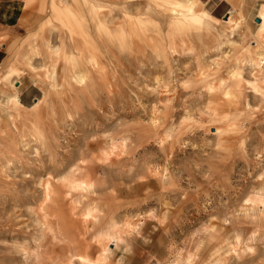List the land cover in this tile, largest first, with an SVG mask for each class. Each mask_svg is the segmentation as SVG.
<instances>
[{"label": "rangeland", "instance_id": "rangeland-1", "mask_svg": "<svg viewBox=\"0 0 264 264\" xmlns=\"http://www.w3.org/2000/svg\"><path fill=\"white\" fill-rule=\"evenodd\" d=\"M186 1L0 0V264H264V0Z\"/></svg>", "mask_w": 264, "mask_h": 264}, {"label": "crops", "instance_id": "crops-1", "mask_svg": "<svg viewBox=\"0 0 264 264\" xmlns=\"http://www.w3.org/2000/svg\"><path fill=\"white\" fill-rule=\"evenodd\" d=\"M6 14H4V16H5ZM1 20H2V18H1ZM0 20V33H2L3 34V37H2V41L4 42L5 41V43H8V37H9V32H8V25L6 24V23H4V22H2ZM7 29H6V28ZM2 36V35H1Z\"/></svg>", "mask_w": 264, "mask_h": 264}, {"label": "bare ground", "instance_id": "bare-ground-1", "mask_svg": "<svg viewBox=\"0 0 264 264\" xmlns=\"http://www.w3.org/2000/svg\"><path fill=\"white\" fill-rule=\"evenodd\" d=\"M186 3L189 4V5H188V8H189V10H190V12H191L190 14H192V11H193V8H194V2H193V0H187ZM186 3H185V4H186ZM185 6H186V5H185ZM144 17H145V16H144ZM147 17H148V16H147ZM157 20H158V19H157ZM140 21H141V20H140ZM261 21H262V19H261ZM262 22H263V21H262ZM129 24H130V25H129ZM129 24H128V25L132 28V25H131L130 22H129ZM133 24H134V23H133ZM261 24H262V23H261ZM131 30H132V29H131ZM188 32H189V30H188ZM186 33H187V32H186ZM182 34H183V33H182ZM163 39H164V38H163ZM184 40H185V39H184ZM184 40H183V41H184ZM142 41H143V40H142ZM156 41H157L158 44H160L158 40H156ZM202 42H203V41H202ZM157 43H154V45H158ZM207 43H208V42H207ZM163 44H164V43H163ZM205 44H206V43H205ZM209 44H210V43H209ZM163 46H164V45H163ZM201 47H203V46H201ZM207 49H208V48H207ZM205 52H206V51H205ZM206 53H207V52H206ZM110 57H111V56H110ZM252 65H253V64H252ZM208 66H209V65H208ZM255 66H256V65H255ZM222 84H223V83H222ZM191 90H192V89H191ZM193 90H194V89H193ZM185 93H186V92H185Z\"/></svg>", "mask_w": 264, "mask_h": 264}, {"label": "water", "instance_id": "water-1", "mask_svg": "<svg viewBox=\"0 0 264 264\" xmlns=\"http://www.w3.org/2000/svg\"><path fill=\"white\" fill-rule=\"evenodd\" d=\"M256 22L258 23V20H256Z\"/></svg>", "mask_w": 264, "mask_h": 264}]
</instances>
